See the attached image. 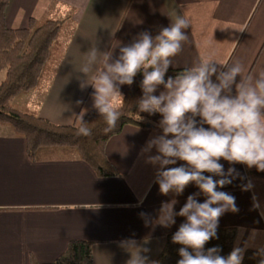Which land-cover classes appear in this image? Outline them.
<instances>
[{
  "label": "crops",
  "instance_id": "obj_1",
  "mask_svg": "<svg viewBox=\"0 0 264 264\" xmlns=\"http://www.w3.org/2000/svg\"><path fill=\"white\" fill-rule=\"evenodd\" d=\"M45 15H72L74 23L57 72L49 86L41 89L34 107L54 123H78L82 110L96 111L94 88L81 84L92 82L103 67L104 55L111 52L117 58L119 48L132 43L139 33L147 31L154 37L178 15L187 17L191 25L185 29L188 40L169 68H189L211 58L220 64L240 62L245 76L264 71V0H8L5 23L12 29L24 28L30 18ZM94 47L99 59L85 77L79 70ZM130 86L121 85V94ZM162 90L163 86L154 94ZM138 113L143 125H125L106 143V155L118 171L117 176L107 178L97 176L78 159L32 162L24 139L0 127V264H28L31 257L50 262L77 239L93 242L94 264H127L130 253L118 245L125 239L148 248L142 254L149 261L155 259L164 247V235L177 231L186 219L176 216L168 228L155 223L161 204L175 199L174 211L179 212L187 197L199 189L189 184L178 196L159 192L156 169L140 153L150 138L161 134L162 117ZM150 154H156L154 148ZM219 162L225 171L234 167L243 179L218 189L233 195L239 208L238 213L221 216L218 227L237 228L234 246L238 238L243 246L252 229L259 232L256 243H264L260 215L264 179L249 178L250 169L244 164ZM184 163L177 161L173 167ZM249 181L253 189L242 191L241 185ZM253 194L260 204L257 210L252 209ZM196 198L201 203L205 200L203 194ZM142 212L150 214L153 223L145 226ZM240 229L245 231L241 234Z\"/></svg>",
  "mask_w": 264,
  "mask_h": 264
},
{
  "label": "clouds",
  "instance_id": "obj_2",
  "mask_svg": "<svg viewBox=\"0 0 264 264\" xmlns=\"http://www.w3.org/2000/svg\"><path fill=\"white\" fill-rule=\"evenodd\" d=\"M190 25L187 17L178 15L154 37L147 31L139 33L132 43L119 48L117 58L113 59L111 52L105 54L102 69L95 73L91 83L83 81L81 87L91 84L94 88L92 107L105 121L103 131L107 134L121 120V112L114 103L117 97L123 100L120 86L131 85L134 77L142 73L143 95L137 101L138 110L149 115L159 113L162 119L158 123L161 134L150 138L140 154L146 164L156 169L154 182L162 195H181L189 184L199 189L187 197L179 212L174 211L175 199L162 203L154 221L168 228L175 224L176 216L186 218L172 236L174 244L182 245L177 264H242L249 247H255L253 258L264 264V243H256V229L251 230L243 246L238 238L226 257L220 255L219 246L205 250L208 241L218 239L220 217L227 212H239L235 197L218 189L243 177L234 167L225 171L219 161L240 163L264 172V71L245 76L240 62L220 64L209 58L165 80L172 58L188 40L185 29ZM98 53L96 47L87 53L79 73L86 77L93 70ZM161 86L163 90L155 95ZM86 112L84 109L78 116L77 134L91 136L92 130L83 120ZM153 148L155 155L150 154ZM177 161L185 163L173 167ZM253 187L249 181L241 185V190L251 191ZM200 194L205 197L202 203L196 198ZM252 201V209H259L255 194ZM260 215L264 218V210ZM140 216L145 226L153 223L150 214L142 212ZM239 231L242 234L245 230ZM118 245L130 253L127 264H156L142 254L150 250L134 239L119 241Z\"/></svg>",
  "mask_w": 264,
  "mask_h": 264
},
{
  "label": "trees",
  "instance_id": "obj_3",
  "mask_svg": "<svg viewBox=\"0 0 264 264\" xmlns=\"http://www.w3.org/2000/svg\"><path fill=\"white\" fill-rule=\"evenodd\" d=\"M8 0H0V127L9 129L13 135L24 139L30 161H52L78 159L88 164L99 177H115L116 167L108 159L105 147L107 141L121 132L125 125L141 126L137 101L143 95L140 84L142 73L134 77L130 88L114 101L121 112L117 127L105 134L107 126L97 111L87 112L83 120L92 130L91 136L77 134L80 122L59 124L41 117L37 110L28 106L17 107L16 98L28 92L49 86L63 58L70 36L72 15L40 19L30 18L24 28H9L5 23ZM186 68H168L165 80L175 77ZM249 178L264 179V172L256 168L247 171ZM176 231L165 234V244L153 261L156 264H177L181 258L178 250L182 245L174 244L172 236ZM234 226L218 227V239H211L205 250L219 246L220 255L227 256L234 247L237 236ZM93 242L72 240L65 251L50 262H41L31 257L28 264H94ZM191 251V249H189ZM256 249H247L242 264H258L253 258Z\"/></svg>",
  "mask_w": 264,
  "mask_h": 264
},
{
  "label": "rangeland",
  "instance_id": "obj_4",
  "mask_svg": "<svg viewBox=\"0 0 264 264\" xmlns=\"http://www.w3.org/2000/svg\"><path fill=\"white\" fill-rule=\"evenodd\" d=\"M38 96L41 97V92L39 93L37 90L28 92L23 94V96L16 98L13 103L17 107H25L28 106L31 109H35L38 105ZM36 110V109H35ZM38 113V112H37Z\"/></svg>",
  "mask_w": 264,
  "mask_h": 264
}]
</instances>
